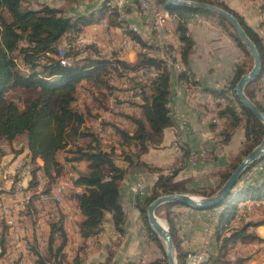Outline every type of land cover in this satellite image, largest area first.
Segmentation results:
<instances>
[{
    "label": "trees",
    "instance_id": "1",
    "mask_svg": "<svg viewBox=\"0 0 264 264\" xmlns=\"http://www.w3.org/2000/svg\"><path fill=\"white\" fill-rule=\"evenodd\" d=\"M198 1L217 5L237 18L248 37L255 44L261 58V69L257 80L264 67L262 39L225 4L208 0ZM153 2L158 9L166 10L176 18L175 31L181 43L178 53L182 64V69L177 73V79L181 83L184 81L191 86L195 84L190 78L188 70L189 54L193 42L186 32L183 12L215 16L224 29L229 32L237 46L243 50L248 60L250 58L252 61L249 50L241 42L234 28L232 27L233 31L229 28L230 23L221 15L206 9L188 6L176 7L167 4L165 0H153ZM262 8L264 9V0H262ZM107 11L108 14L114 16L109 21L113 25L122 26L120 22L122 20L116 21L119 16L118 10L111 3L109 6L108 0L102 2L95 14L94 12L77 13L74 16L64 14L60 8L47 4L38 9H30L22 6V0H0V141H11L18 136H25L32 163H35L37 158L42 161V165H36L32 171L33 184L37 182L36 171L38 170H41L47 178L55 179L61 176L63 168L57 161L56 155L58 151L66 148L69 144L73 145L69 150L72 156L66 160L68 162L81 160L87 162L85 173H78L76 177H71L72 185L82 188L72 196L77 200L80 213L83 216L78 228L80 235L84 238L100 231L107 212L111 214L115 229L121 231L124 212L120 199V185L127 171V168L116 164L113 150L104 149L96 133L83 127L85 119L92 116L91 107L84 105L80 109L75 105V101L82 89L90 90L88 87L85 88L86 83L92 84L91 95L94 101L98 100L97 95L106 99L107 95L115 91L116 83H109L112 72L116 73L119 81L124 77L130 82L133 80L135 87L139 90L138 94L142 99L138 105L139 114L126 115L135 126L134 132L131 135L124 131L121 132L125 141L129 144L133 143L136 147L135 152L124 156V160L130 166H140L149 172L161 171L159 168L149 167L140 161V156L149 147L158 146L162 141L164 129L172 125L168 108L172 73L167 68L166 60L151 56L146 51H140L136 61L129 63L118 58L103 56L93 44L86 46V49L90 51L85 56H79L80 51H69L67 55L72 57L69 64H61L57 58L56 46L64 35L67 33L77 35L83 26L100 21ZM262 25L264 26V22ZM126 31L142 47L145 49L150 47L142 42L133 32L134 30L127 29ZM150 67L157 70V74L151 78L148 72ZM250 68V62L242 61L235 66L233 77L226 85L227 87L215 91L203 90L214 97L216 96V99L225 97L228 92L233 94V103L229 102L225 106H219L220 103H216L219 109L214 116L225 118L224 126L219 132L220 141L223 144L229 141L233 129L240 123L244 128V140L240 153L220 173L219 185L211 189H195V193L199 195L213 194L243 159L241 156L250 152L262 138L263 124L238 101L235 95L237 81ZM141 70L143 71L140 72ZM128 73L131 75L129 76ZM10 89L29 93L23 100L22 106L15 100L6 97V92ZM244 91L248 98L264 111V106L248 93L246 87ZM102 106L105 107L104 104ZM211 125L212 127L217 126L214 122ZM79 140H82L83 143H76ZM185 154L188 155V152H184L183 155ZM260 162H263L262 170L256 171L252 175L251 181L244 180L247 172ZM180 169V167H174L167 174L158 173L151 186L149 196L144 195L137 198V205L148 233L155 234L148 223L146 208L152 200L160 195L180 192L173 187L172 182ZM50 190L51 188H48L42 192L47 193ZM37 197H39V193ZM248 199H264V156L245 170L231 192L215 207H221L214 229V237L219 244L217 253L206 256V259L199 264H229L230 260L226 258L229 245L236 241L245 242L257 239L255 234L247 230L252 225L251 222L242 223L238 227H230V223L235 219L237 213V202ZM175 205L181 204L169 202L163 204L162 207L165 208V218L176 251V264H186L187 251L181 248L167 211L168 208ZM60 222L61 218L50 222L47 243L48 256L38 253L35 260L37 264H62L67 236ZM263 222L264 220H261L253 225ZM55 239L57 242L54 244ZM58 239L60 240L58 241ZM156 240L159 242L158 238ZM5 248V239L2 237L0 238V257L4 254ZM243 260L244 258L239 257L233 261V264H241ZM75 264L79 263L75 262ZM147 264L164 263L156 259Z\"/></svg>",
    "mask_w": 264,
    "mask_h": 264
},
{
    "label": "crops",
    "instance_id": "2",
    "mask_svg": "<svg viewBox=\"0 0 264 264\" xmlns=\"http://www.w3.org/2000/svg\"><path fill=\"white\" fill-rule=\"evenodd\" d=\"M37 1L42 3L43 0ZM71 1L73 2L70 5L77 6L79 9L82 8L79 7L82 6L79 4L82 0ZM208 1L225 4L259 35L264 45L262 0ZM110 3L111 0H108V4ZM48 5L50 4L48 3ZM34 8L38 9V5ZM183 16L186 32L193 42L188 62L190 78L195 83L191 86L192 89L213 91L222 89L232 79L235 66L238 63L242 61L249 63L248 57L215 16L193 12H183ZM121 17L142 42L150 46L146 49L148 54L164 59V57H160L159 53L152 50L155 35L151 29V21L148 16L136 8L127 7L124 16ZM173 19L176 22L174 16ZM123 33L128 37V44L123 52L117 53ZM106 34L108 39L105 38ZM78 35L84 37L88 42H92L99 49L100 54L107 58H118L134 63L137 54L143 51L142 45L132 39L129 32H123L121 26L113 25L110 21L106 26L99 21L85 25ZM172 47L179 52L181 43L177 34L172 39ZM128 74L131 75V73ZM129 83L130 81L126 80L125 77L116 82L115 91L107 95L103 103L105 107H95L92 110L96 102L93 98L80 100V96H77L75 101V105L80 109L84 105L91 107L92 116L85 119L83 127L96 133L104 149L113 150L118 166L127 168L120 185V199L124 212L121 231L115 229L111 214L107 212L100 231L95 235L82 237L78 226L83 220V216L80 213L77 200L72 196L73 193L81 191L82 188L73 186L71 182L65 191L63 201L58 205L59 208H55L52 201H40L37 194L49 182L45 181V178L42 179L45 176L41 170L36 171L37 182L35 184H31V179L34 167L36 165L41 166L42 161L37 158L35 163H32L24 135L11 141L1 140L0 238L5 239L6 251L0 257V264H9L5 258V253L8 250L11 253L9 258H13L17 254L18 258L15 259L17 264H35L36 255L29 249L32 247L36 249L38 247V250L48 249L50 225L44 222L48 220V217L54 218L55 221L61 218L66 232L67 243L63 249L64 260L62 264H75V262L79 264H147L159 258L155 254V250L153 253L147 247L148 242H152L145 230L136 200L139 196L149 195L147 188L153 184L158 173L167 174L174 167H180L181 169L172 182L173 187L182 193L197 194L195 189H211L219 185L220 173L240 153L244 140L243 124L240 123L233 129L223 152L214 151L201 158L195 157L197 154L205 152L209 146L215 148L213 147L215 146L214 142L220 137L221 129L220 126L212 127L211 119L219 108L211 109L206 114H202L200 110L189 106L187 104L188 91L181 88L180 84L182 83L178 81L177 75L174 77L171 74L168 108L172 125L164 129L162 141L158 146L149 147L140 156V161L149 167L159 168L161 171L149 172L140 166H130L124 160V156L135 152L136 147L133 143H127L121 132L133 134L135 126L126 115H138V105L142 99L138 94L137 87L134 84L127 86ZM245 87L248 93L264 106V67L260 77ZM215 97L209 94V98L214 99L216 103L221 101L223 105L229 102L233 103L234 100V96L230 92L225 97L218 99ZM114 106H117L118 109L115 110ZM177 115H180L183 120L182 126L176 119ZM220 121L222 122L221 127H223L225 118H220ZM176 138L180 140V148L176 147ZM77 142L83 143L82 140ZM71 146L73 145L69 144L66 148L58 151L56 158L64 172L67 171L68 175L76 177L78 173L87 171V162L84 160L68 162L66 159L72 156L69 151ZM186 151L188 155H183ZM59 177L64 178L62 175ZM137 181L144 183L142 195L134 194L131 191V185ZM52 187L53 183L51 184ZM260 204L264 205V199L248 200L237 206V213L242 205L249 209ZM32 208H35V211ZM56 209H58V213L54 212ZM162 209L165 214V208L162 207ZM220 210L221 207L209 211L197 210L185 205H175L167 209L181 248L187 252L203 250L206 253L197 257L192 264H199L206 259V256L217 253L219 244L214 237V229ZM237 213L235 219L230 223V227H238L242 223L251 222L252 225L247 230L255 234L257 239L245 242L236 241L229 245L226 255V258L230 260L229 264H233V261L239 257L244 258L241 264H264V222L253 225L264 220V218L257 214L241 219ZM9 219L13 220L16 225V233H13L10 226L7 225ZM30 221L31 224H29ZM56 242L55 239L54 244ZM40 254L44 255L45 252H40ZM24 260H26L25 263Z\"/></svg>",
    "mask_w": 264,
    "mask_h": 264
},
{
    "label": "built area",
    "instance_id": "3",
    "mask_svg": "<svg viewBox=\"0 0 264 264\" xmlns=\"http://www.w3.org/2000/svg\"><path fill=\"white\" fill-rule=\"evenodd\" d=\"M118 2V7H119V16H124L125 10L127 7H133L136 8L138 11L143 13L144 15L148 16V18L151 21V29L155 35V43L153 44V49L155 53H159L160 57H164V60L167 62V67L171 71V73L174 75H177L178 71L182 69V64L179 60V53L177 52L176 49L172 47V39L176 34L175 28H174V21L172 19V16L170 14H164L159 12V10L156 8V6L152 5L151 0H115ZM107 20L106 18L103 20L101 23L102 25L106 26L107 25ZM67 38L69 37V41L67 43L60 40L57 43L56 46V56L59 59L61 64H69V60H71L70 56L67 55L69 51H72L76 49L79 52V56H85L87 54L86 46H88L89 43L84 37L80 35H76L73 33H67ZM108 35L106 34V39ZM121 45L117 49V53L123 52L125 47L128 44V37L123 33L122 38H121ZM143 51H146L142 47ZM150 53V51H149ZM163 59V58H162ZM141 70L140 72H142ZM149 76L154 77L157 74V70L154 67H150L148 69ZM110 82L112 84L114 81H116V73L112 72L110 74ZM181 88L184 90L188 91L187 93V104L189 106L197 107L202 114H206L208 111L216 110V102L214 99H211L208 97V93L205 91H200L199 89H192L191 85L187 82H184L180 84ZM221 104V101H217ZM115 110L118 109L117 106L113 107ZM176 119L179 120L180 125H183V120L180 115L176 116ZM212 122L216 123L217 126H220V129L222 128V122L220 121V118H217L215 116L212 117L211 119ZM221 140V137H219ZM176 147L180 148V140L179 138H176L175 141ZM224 145L221 141L217 142L215 144V148H207L205 152H201L197 154V157H203L206 155H209L212 151H219ZM193 165H195V162H193ZM263 167V162L258 163L251 171L247 172L245 175V179L247 182L251 181L252 175L256 171L262 170ZM70 176V175H69ZM64 177V176H63ZM71 184V178L65 179L61 178L59 181H57L51 190L47 193L44 192H39V197L38 199L40 201L48 202L52 201L53 203L59 204L60 202L63 201L64 199V194L65 191L67 190L68 186ZM131 191L134 194L142 195L144 192V183L142 181H137L134 184L131 185ZM217 212V211H216ZM7 224L10 226L11 230L13 233H16V225L14 224L13 220L9 219L7 220ZM202 254H206L203 250L197 251V252H187L186 255V264H191L193 260H195L197 257L201 256ZM5 256L11 257V253L8 251L5 253Z\"/></svg>",
    "mask_w": 264,
    "mask_h": 264
},
{
    "label": "water",
    "instance_id": "4",
    "mask_svg": "<svg viewBox=\"0 0 264 264\" xmlns=\"http://www.w3.org/2000/svg\"><path fill=\"white\" fill-rule=\"evenodd\" d=\"M167 4L176 7L188 6L200 9L210 10L224 17L234 28L241 42L246 46L252 55L253 63L248 72L243 74L236 83L235 95L238 101L249 109L263 124L264 111L258 107L244 92V87L254 81L260 73L261 58L253 41L248 37L245 30L240 25L237 18L227 10L207 2L198 0H165ZM264 156V132L260 142L248 152L238 165L231 172L224 183L211 195H199L193 193H171L164 194L152 200L146 208V216L152 230L157 234L158 239L162 242L165 251L166 264H176V252L169 226L162 223V220L156 215V209L161 205L169 202L188 206L197 210H208L215 208L231 192L240 176L252 164Z\"/></svg>",
    "mask_w": 264,
    "mask_h": 264
},
{
    "label": "rangeland",
    "instance_id": "5",
    "mask_svg": "<svg viewBox=\"0 0 264 264\" xmlns=\"http://www.w3.org/2000/svg\"><path fill=\"white\" fill-rule=\"evenodd\" d=\"M72 2L73 1H71V0H43L42 1V3H40V2H38L37 0H22V6L24 7V8H30V9H35L34 7L36 6L37 7V5H38V8H40V6H42V5H48V3L50 4L49 6H52V7H57V8H60L62 11H63V13L64 14H67V15H70V16H74L75 14H77V13H86V14H89V13H91V12H94V14L96 13V11H97V9L100 7V5L102 4V2H104V0H82V1H80V3L79 4H82V6H79V7H82L81 9H79L77 6H72V5H70V4H72ZM152 2H153V0H152ZM111 3H112V0H111ZM77 5H78V3H77ZM110 5V4H109ZM84 6H86V8H83ZM157 6V5H156ZM159 7V6H158ZM109 12L107 11L106 13H105V16L102 18L103 20L106 18V20H107V22L109 21V20H111V18L113 19L114 18V16L112 15V14H108ZM100 20L99 22L100 23H102L101 21H103V20ZM117 20H119L118 19V17H117V19H116V21ZM120 20H122V21H120L121 22V24H122V26H121V28H122V30L125 32L127 29H131L130 28V26H128L127 24H126V22L123 20V18L121 19L120 18ZM229 24V23H228ZM229 28L233 31V28H232V26L229 24ZM67 35V34H66ZM66 35H64L60 40H64V41H62L61 43H63V42H65V43H67L69 40V37L67 38V36ZM60 42H59V44H61ZM87 44H92V42H89V43H87ZM87 50V53L90 51L89 49H86ZM73 52H76L77 50L76 49H74V50H72ZM71 58V60H72V57H70ZM74 58V57H73ZM249 62H250V66L252 65V63H253V58H252V61H251V59L249 58ZM168 68V67H167ZM118 78V79H117ZM116 81H114V83L113 84H115L117 81H119V77H117V75H116ZM149 80V79H148ZM109 83L110 84H112V82H110L109 81ZM131 84H134L135 85V83H134V81L132 80V82H130L127 86H130ZM86 87H88V89H90V90H83L81 93H79V95H78V97H79V99L80 100H82V99H88V98H92V95H91V87H92V84L91 83H86V86H85V88ZM29 95V93L28 92H26V91H23V90H16V89H10V90H8L7 92H6V97L7 98H9V99H13V100H15L20 106H22V103H23V100L27 97ZM97 97H98V100H95L96 102L94 103V107L92 108V110L93 109H95V107L96 108H98V107H103L102 106V104L104 103V101L106 100L105 99V97H102V96H99V95H97ZM101 102H102V104H101ZM226 104H224L223 106H225ZM196 109H198L197 107H195ZM199 110V109H198ZM221 137V136H220ZM220 141V139H219V137L217 138V140H215V144H217V142H219ZM224 147H225V144L224 145H222V147H221V149L219 150V152H223V150H224ZM195 157H197V156H195ZM230 157V156H229ZM240 157V156H239ZM244 156H241V158H243ZM229 159V158H228ZM233 161V160H232ZM231 163V162H230ZM167 173H169V172H167ZM62 176H64L65 177V179H68L69 180V178L71 177V176H69L68 175V172L66 171V172H64V170H62ZM45 178V181H48L49 183H48V185H44V187L42 188V190L41 191H43V190H46V189H48V188H51V184L53 183V185L57 182V181H59L60 179H61V177H56L55 179H52V177L51 178H47L46 176L45 177H42V179H44ZM38 181H40V180H38ZM34 183V182H33ZM32 183V180H31V184H33ZM222 185V184H221ZM151 186L152 185H149L148 186V188H147V190L149 191V193L151 192ZM40 191V192H41ZM145 194V193H144ZM143 196V195H142ZM145 196H149L148 194L147 195H145ZM249 200V199H248ZM248 200H244V201H240V202H237V206L239 205V204H241V203H243L244 204V202H246V201H248ZM52 205H55V208H59L58 207V205L59 204H57V203H52ZM244 205H242V207H240L239 208V210H238V213H237V216H239L241 219L242 218H248V217H250L251 215H259V216H261L262 218H264V215H263V213H264V205H262V204H260V205H258V206H256L255 205V207H250L249 209H247V208H245V206L243 207ZM213 209V208H212ZM32 210L33 211H35V208H32ZM209 210H211V209H208L207 211H209ZM217 210V209H216ZM54 212L55 213H58V209H56V210H54ZM36 213V212H35ZM156 215L161 219V220H163L165 223H166V225L168 226V223H167V220H166V218H165V214H164V212H163V209H162V205L160 206V207H158L157 209H156ZM56 217V216H55ZM239 218V219H240ZM55 221V219L54 218H51V217H48V220H45L44 222L45 223H48V224H50V222L51 221ZM143 220V219H142ZM32 222L30 221L29 222V224H31ZM61 224H62V219H61V222H60ZM144 223V222H143ZM71 225H72V223H71ZM62 226H63V224H62ZM146 230V229H145ZM147 231V230H146ZM147 234H148V237H149V240H151V242L152 243H149L148 242V246L147 247H149V251H152L153 253H154V250H155V254L158 256V258H159V260L161 261V262H163L164 264H166V258H165V251H164V247H163V245H162V242L159 240V242L156 240V238H158L157 237V234L155 233V234H152V233H148L147 232ZM60 239H58V241H59ZM152 246V247H151ZM155 246V247H154ZM34 255H37L38 253H40V252H45V254L44 255H47L48 256V252H47V249H39L38 250V247H37V249L36 248H33L32 247V249H29ZM6 251V250H5ZM4 251V252H5ZM40 251V252H39ZM10 252V250H8V253ZM176 252V251H175ZM7 260H8V263L9 264H17V261L15 260L16 258H18V256H17V254L13 257V258H9L8 256H6L5 257ZM10 260V261H9ZM13 260V261H12ZM26 262V260H24V263ZM35 264H37L36 262H35Z\"/></svg>",
    "mask_w": 264,
    "mask_h": 264
},
{
    "label": "bare ground",
    "instance_id": "6",
    "mask_svg": "<svg viewBox=\"0 0 264 264\" xmlns=\"http://www.w3.org/2000/svg\"><path fill=\"white\" fill-rule=\"evenodd\" d=\"M151 3H152V5H154L155 6V4H154V2H152V0H151ZM112 5H113V7L114 8H116L117 10H118V12H119V7H118V2L117 1H115V0H112V3H111ZM157 8V7H156ZM158 9V8H157ZM159 10V12H161V13H164V14H168V12L166 11V10H163V9H158ZM172 16V15H171ZM121 17V16H120ZM120 17H119V20H120ZM123 17H121V19H122ZM172 19H173V16H172ZM173 21H174V28H175V20L173 19ZM123 31V30H122ZM124 32V31H123ZM144 48V47H143ZM145 49V48H144ZM146 50V49H145ZM200 91H203V90H200ZM208 97H209V93H208ZM222 106H223V102H222ZM162 223L163 224H165L164 223V221L162 220ZM197 259V258H196ZM195 259V260H196ZM195 260H193V261H195ZM193 261L191 262V264L193 263Z\"/></svg>",
    "mask_w": 264,
    "mask_h": 264
}]
</instances>
